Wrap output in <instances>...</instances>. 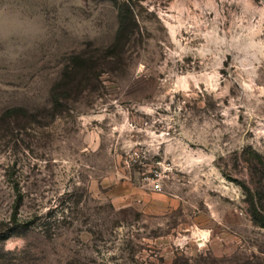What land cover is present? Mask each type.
I'll return each instance as SVG.
<instances>
[{
	"label": "rangeland",
	"instance_id": "obj_1",
	"mask_svg": "<svg viewBox=\"0 0 264 264\" xmlns=\"http://www.w3.org/2000/svg\"><path fill=\"white\" fill-rule=\"evenodd\" d=\"M0 232V264H264V0H0Z\"/></svg>",
	"mask_w": 264,
	"mask_h": 264
},
{
	"label": "trees",
	"instance_id": "obj_2",
	"mask_svg": "<svg viewBox=\"0 0 264 264\" xmlns=\"http://www.w3.org/2000/svg\"><path fill=\"white\" fill-rule=\"evenodd\" d=\"M124 8L125 7H122V8L120 7L118 10L119 26H118V30H117V35H119V33H121V31L123 30L125 23H126L128 16H129L128 15V11H129L128 7H126L127 9H124ZM107 56H111V55L107 54ZM55 100L57 101L58 99L55 98ZM13 112H24V109L17 107V108H11L8 110V113H13ZM9 235L10 234H7L5 232H0V240H4V239L8 238Z\"/></svg>",
	"mask_w": 264,
	"mask_h": 264
},
{
	"label": "crops",
	"instance_id": "obj_3",
	"mask_svg": "<svg viewBox=\"0 0 264 264\" xmlns=\"http://www.w3.org/2000/svg\"><path fill=\"white\" fill-rule=\"evenodd\" d=\"M126 182H124V184H125ZM141 190H138L137 189V187H135V188H133V189H130V188H128V192L126 193V194H121L120 196H119V199L121 200V201H119V202H121V203H123V202H127V203H129V201H130V199H132V198H136V199H139V198H144V196H143V194L140 192ZM124 198L126 199V200H124ZM118 199V200H119ZM140 203H141V199H140ZM142 204H145V201H143V203ZM167 206V201L165 202V204H164V207H166ZM142 209L144 210V211H154V208L152 207V206H149V209H147V207L146 206H143L142 207Z\"/></svg>",
	"mask_w": 264,
	"mask_h": 264
},
{
	"label": "clouds",
	"instance_id": "obj_4",
	"mask_svg": "<svg viewBox=\"0 0 264 264\" xmlns=\"http://www.w3.org/2000/svg\"><path fill=\"white\" fill-rule=\"evenodd\" d=\"M39 28H37L32 34L31 36L34 37L35 35H38L39 34ZM6 250L8 251H14L15 250V245H12V244H9L7 247H6Z\"/></svg>",
	"mask_w": 264,
	"mask_h": 264
},
{
	"label": "built area",
	"instance_id": "obj_5",
	"mask_svg": "<svg viewBox=\"0 0 264 264\" xmlns=\"http://www.w3.org/2000/svg\"><path fill=\"white\" fill-rule=\"evenodd\" d=\"M154 188H158V184L153 185Z\"/></svg>",
	"mask_w": 264,
	"mask_h": 264
}]
</instances>
